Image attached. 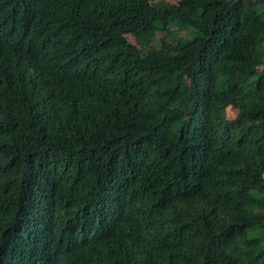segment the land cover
I'll return each instance as SVG.
<instances>
[{"label":"trees","instance_id":"trees-1","mask_svg":"<svg viewBox=\"0 0 264 264\" xmlns=\"http://www.w3.org/2000/svg\"><path fill=\"white\" fill-rule=\"evenodd\" d=\"M0 264H264V0H0Z\"/></svg>","mask_w":264,"mask_h":264},{"label":"clouds","instance_id":"clouds-1","mask_svg":"<svg viewBox=\"0 0 264 264\" xmlns=\"http://www.w3.org/2000/svg\"><path fill=\"white\" fill-rule=\"evenodd\" d=\"M44 251L45 250V247L43 245H41V248H40V251Z\"/></svg>","mask_w":264,"mask_h":264}]
</instances>
